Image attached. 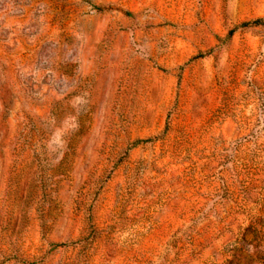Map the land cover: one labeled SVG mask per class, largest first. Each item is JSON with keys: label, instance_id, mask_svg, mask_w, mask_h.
<instances>
[{"label": "rangeland", "instance_id": "1", "mask_svg": "<svg viewBox=\"0 0 264 264\" xmlns=\"http://www.w3.org/2000/svg\"><path fill=\"white\" fill-rule=\"evenodd\" d=\"M0 264H264V0H0Z\"/></svg>", "mask_w": 264, "mask_h": 264}, {"label": "trees", "instance_id": "2", "mask_svg": "<svg viewBox=\"0 0 264 264\" xmlns=\"http://www.w3.org/2000/svg\"><path fill=\"white\" fill-rule=\"evenodd\" d=\"M261 20H257L255 23H258V22H260Z\"/></svg>", "mask_w": 264, "mask_h": 264}]
</instances>
